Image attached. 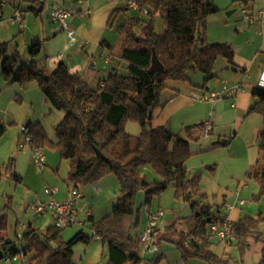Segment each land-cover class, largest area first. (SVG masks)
Wrapping results in <instances>:
<instances>
[{
	"label": "trees",
	"instance_id": "1",
	"mask_svg": "<svg viewBox=\"0 0 264 264\" xmlns=\"http://www.w3.org/2000/svg\"><path fill=\"white\" fill-rule=\"evenodd\" d=\"M34 6H42L43 0H20ZM140 11L146 19L127 18L116 27L120 48L105 44L110 59L120 62L102 79V85L92 89L83 77L71 72L66 64L59 62L50 73H45L39 54L42 43L36 41L24 62L15 46L9 50L8 43H0V76L5 80L25 85L34 80L50 106L64 114L56 125L55 140L49 139L45 129L38 123L24 125L31 137V147L40 150L52 147L58 151L59 159L69 164L68 181L74 190L93 184L108 174L118 179V196L111 211L105 217L95 220L86 216L83 225L88 226L92 236L77 232L69 240L61 236L62 229L51 225L44 232L27 226L21 238L28 245L21 250V264H74L71 261L73 247L79 242L88 243L96 236L107 247L108 264H139L138 249L140 235L131 230L138 224L139 208L135 205L138 192H143V202L149 206L154 197H160L169 185L174 196L182 199L190 208V214L177 218L167 231L179 232L177 245L183 250V243L192 248L191 255L200 257L208 264H229L230 258L223 259L211 250L210 224L221 222L223 216H216L211 208L204 206V193L199 194L201 174L189 175L186 161L191 156L189 141L176 137L166 127H149V113L159 103L163 90L170 82L188 81L187 73L199 71L209 81L217 74L213 65L222 57L228 66L235 69L234 50L227 43L206 41L208 18L220 10L206 0H137ZM247 7V0H238ZM128 8L123 5L114 9L109 19L113 24L117 16ZM159 16L162 30H155L154 17ZM116 50H119L116 52ZM155 52L163 71L149 74L152 52ZM228 69V67H227ZM173 97L179 91L171 88ZM252 103L247 114L262 115L264 122V89L253 86L250 90ZM135 120L140 133L131 136L125 131V122ZM204 123L188 127V138L196 140L195 130L203 134ZM5 127L0 123V137ZM22 135V133H21ZM98 150L103 156L101 160ZM259 151L264 163V126L259 133ZM149 167L156 178L148 179L141 171ZM8 170V167H5ZM0 177L2 174L0 172ZM257 183L258 194L264 196V166L261 171L247 173ZM15 181L21 178L13 173ZM264 215L244 216L233 222L234 238L225 244L241 250L250 247V242H262L258 264H264V241L261 240L260 224ZM7 229L6 217L0 214V251L3 257L20 253L14 242L4 234ZM223 242L222 240H218ZM10 245L13 249L8 252ZM29 255L28 259L24 256ZM3 259V258H2Z\"/></svg>",
	"mask_w": 264,
	"mask_h": 264
},
{
	"label": "rangeland",
	"instance_id": "2",
	"mask_svg": "<svg viewBox=\"0 0 264 264\" xmlns=\"http://www.w3.org/2000/svg\"><path fill=\"white\" fill-rule=\"evenodd\" d=\"M0 2L8 3L6 9L0 10L2 14L0 16V43H8L10 51L15 46L22 60L27 62L29 60L27 52L31 45L36 41L43 40L40 30L41 22L45 26L54 23L50 17V10L57 1L43 0L44 8L40 5L35 10L29 9L31 7L34 8L33 5L20 0H0ZM14 4L15 9L22 16L24 30H21L20 27L22 26L12 17ZM121 4H123V0H121ZM227 13L228 11L218 12L209 16L207 29L208 26H211L209 25L211 23L210 20L216 17L222 18V27L224 29L223 32L219 31V34H222L223 37L214 34V37L220 39V41L215 42L207 39L206 29V41L231 45L235 52V60H237L239 65H243L252 61L256 55L257 47L249 42L253 41V43L258 44L259 40L258 38L257 41L253 39L256 36L253 33H247L252 30L251 26L249 23L242 21L239 10L236 9V12L231 15H227ZM132 17L146 19V15L143 12L127 9L118 15V20H115L114 25H120L125 19ZM154 21L155 30L157 32L161 31L162 22L158 15L154 17ZM58 26L60 25L58 24ZM33 37H38L39 40L33 42ZM118 45V48H120L121 44L119 43ZM118 51L116 50V52ZM44 57L42 49L39 54L42 63L46 62ZM259 59H261L260 56ZM48 61L51 62L52 60L49 59ZM44 63L42 67L45 73L52 72L56 67L49 68V65L44 66ZM227 67L230 68L226 60L219 57L213 65V73L217 74V77L206 81L204 80V75L199 71H190L187 73L188 81L182 83L170 82V87L162 91L159 103L152 111L149 127L164 126L176 137L189 141L191 156L186 161L187 171L189 175H194L197 172L201 174L202 185L200 183L199 194L203 193L202 186H205L203 185V177L208 176L206 179L213 181L214 184L210 181L206 184L205 187L209 192L208 194L205 193L206 199L202 200V204L210 207L213 214L219 216L224 213L223 204L229 203L235 204L241 209L239 218L256 216L260 213L264 215V196L253 199V196L258 194L259 187L252 177H247V173L250 172L252 175L261 171L264 166L259 151V133L264 126L262 115L257 113L243 115L242 123L237 129L236 124H231L232 122L229 121V118L233 117V114L229 112L230 104L234 103L233 99L221 98L220 102L223 104L222 107L220 106L221 104L218 107L221 111V120H219V124H215L214 131H218L221 135H226V138H220V145L224 139L229 143L218 146L216 150H212L210 146L219 139V136L216 135L217 132L215 134L210 133V135L208 133L205 136L199 130H195L196 140L188 138L187 128L201 124L202 120L197 123L192 120L187 121L188 118L184 119L183 113L174 115L172 120H170L172 109L167 106L175 97L181 94L185 96H188L190 92L199 94L195 95L193 99L195 103H200L201 101L199 100L209 97L212 92L219 94L223 87L228 88L233 93L234 91L243 92L242 89H244V92H250L253 81H245L242 88H238L241 86L239 81L242 74L233 73ZM108 72V66L103 65L97 69V72H89L85 77V81L92 89H95ZM257 72L255 64L251 73H249L253 75L251 80L255 81V78L258 77ZM10 81H5L0 76V122L5 127V132L0 137V172L2 174V177H0V214H3L7 221L5 238L14 242L15 248L21 252L28 245L26 240L20 239L26 226L30 225L32 229L44 232L47 227L53 223L55 224L56 215L52 210L47 209L45 214L36 215L33 207L40 202H48L51 199V196L45 194V188L58 189L60 186L67 187L69 183V164L67 161L59 159L56 149L44 147L40 149V152L45 157V164L36 166L31 155L33 148L19 147V143L24 140L21 135V128L28 122H39L45 129L49 139L55 140L54 129L63 119L64 114L62 111L55 110L50 106L34 80L27 82L25 85L16 82L10 83ZM256 82H258V79ZM222 83L224 85H221ZM204 87H208L210 92H205L203 90ZM171 88L177 89L179 91L178 95L176 94L173 97ZM225 102L226 104H224ZM209 106L210 110L213 109L215 111V105L209 104ZM167 121H169V124H167ZM183 121L185 123L189 122V125H185ZM125 131L131 136H137L140 133V126L135 120L128 119L125 122ZM249 160L250 163L248 162ZM209 163H216L217 170L215 172L207 168ZM5 167H8V170H5ZM13 173L21 177L22 181H15ZM141 173L148 179L156 178L149 167H145ZM212 174H214L213 177L215 179L211 177ZM94 184L100 190L97 187H93ZM118 188V179L113 174H108L95 183L87 184L81 188L79 192L84 195V198L76 200L74 205L78 213V219L84 220L86 213L89 211H91L95 220L108 215L116 202ZM53 199L56 202L63 201L59 200L55 195ZM238 201H243L244 204L237 205ZM135 205L139 208L138 224L131 230V234L140 235V238L147 228V218L149 219L150 216L162 212L156 225L158 229L156 230V227L154 229L156 233L154 234L153 231L149 240L141 241L138 249V254L141 258L139 264H208L200 257L191 255L192 248L188 245V242L182 244L185 250L177 245V239L181 237L179 232L167 231V228L177 218L187 216L190 211L182 199L175 198L172 185H169L160 197H154L149 206L144 205L143 192H138L135 198ZM149 213L152 214L148 216ZM260 230L262 233L261 240L264 241V222L260 224ZM79 231H83L87 236H92V231L85 225H72L63 228L61 236L64 240H69ZM209 240L212 243V252L217 256H223V259L227 260V258H230L229 264H258L262 247V242L260 241L254 242L251 240L250 247L241 250L240 247L236 246L237 242L235 241L230 245L225 244V241L219 242L214 236L209 237ZM153 246L157 247L158 250L151 252L150 249ZM17 255L19 256L18 261L12 264H21L20 253ZM24 258L28 259L29 255L24 256ZM71 261L74 264H108L106 244L96 236L91 238L88 243L79 242L73 247ZM0 264H3L2 259H0Z\"/></svg>",
	"mask_w": 264,
	"mask_h": 264
},
{
	"label": "crops",
	"instance_id": "3",
	"mask_svg": "<svg viewBox=\"0 0 264 264\" xmlns=\"http://www.w3.org/2000/svg\"><path fill=\"white\" fill-rule=\"evenodd\" d=\"M56 1L57 3L51 8L50 13L54 8L57 7H65L70 9L72 15L68 21V24H69V31L73 33V38L72 39L69 38L67 31L63 30L61 26H58V24H56L55 22L52 25H47V26L43 25V22H41L40 30L42 32L43 40L40 41L38 37H33L32 40L33 42L35 40H39V42L42 43L43 55L45 56L44 60L46 59V62L45 63L43 62L44 66L49 65V68H53L54 66H56L57 63L63 62L64 64L67 65V67L70 69L71 72L80 74L84 80L89 72L91 73H94V71L97 72V69L99 67L101 68L103 65L108 66L109 71H113L114 69H116L120 64V62L117 59H110L105 44H109L112 46L116 45L117 48L119 46L118 44L120 42H119V36L116 31V27L120 26L121 24L115 26L114 25L115 21L113 22V24H109V19L114 9L124 4V0H123V4H121V0H56ZM206 1L212 2L220 10V12L231 11L229 15L235 13L236 9L240 11L242 8H246L249 12L253 14H256L258 11L264 9V0H247L248 2L247 7L240 6L239 3L237 2L238 0H206ZM253 3L256 4L254 5ZM7 4L8 3L0 2V10L6 9ZM42 8H44V3L42 4ZM16 12L17 9H15V4H14V10L12 12L13 18ZM1 15L2 14L0 13V16ZM116 19L118 20V16ZM210 21L211 23L209 25L211 26H208L207 29V39H209L211 42L220 41L219 38L214 37V34H216L219 37H223L222 34H219L220 33L219 31L223 32L224 29V27H222V22H223L222 18L216 17V18H212V20ZM249 25L251 26L252 30H249L247 33L248 34L253 33L254 36L256 35L255 38L253 39L257 41L258 38L259 40L258 44L255 42L253 43V41L249 42L250 44H253L254 46L257 47L256 55L254 56L252 61L246 62L243 65H239L234 57V64L236 70H233L231 68L228 69L233 73L242 74V77L240 78L239 81L240 84L244 85L245 81L247 82L253 81L251 85L253 87L256 86L257 83L259 82L260 74L264 66V19L263 20L256 19L254 23L251 24L249 23ZM20 28L21 30H24L25 27L22 26ZM259 56L261 59H259ZM49 59H51L52 61L49 62L48 61ZM43 63L41 59V66H43L42 65ZM255 64L258 71L257 72L258 77H256L254 81L251 80L253 75L249 73H251V70L255 66ZM257 79L258 82H256ZM99 85H102V80L100 81ZM221 85H224V83H222ZM203 90H205V92L207 91L210 92L208 87H204ZM242 90L243 92L234 91V93L233 91L231 92L229 91L230 93L228 95L222 97V99H226V98L233 99L234 103L230 104V109H229L230 110L229 112L233 114V117L229 118V121L232 122L231 124L234 125L236 124L237 129H239L242 123L241 121L242 116L247 114V109L252 103L250 92H244V89ZM195 95H199V94L190 92L188 96L181 94L175 97V99H173L167 106V107H171L172 109V115L170 116V120H172V117L174 115L176 116L178 113L180 114L183 113L184 114L183 118L184 119L188 118L187 121L192 120L195 123H197L198 121L202 120L201 123H203L206 120L204 124H209L211 127L209 135L210 133L215 134L217 132L216 135L219 136V139L216 142L212 143V145L210 146L212 150H216L218 146H221L219 143V141L221 140L220 138L221 137L226 138V135L224 134L221 135L218 131H214L215 124H219V120H221V116H220L221 111L219 110L218 107L220 104H221L220 106L222 107L223 103L220 102L221 99H217L213 103L206 100H199L202 103L201 102L195 103V100L193 99ZM209 104L215 105V111L213 109L210 110ZM224 104H226V102ZM0 123L2 124V122ZM167 124H169V121H167ZM184 124L189 125V122L188 123L184 122ZM224 140H225V145H227L229 142L226 139ZM248 162L250 163V160ZM207 168L215 172L217 170L216 163H209V165H207ZM213 176L214 174H212L211 177L215 179V177ZM207 177L205 178L203 177L202 179L204 182L203 185L205 186L207 183H209L208 181H210L206 179ZM210 182L213 183L212 180ZM205 186H202V191L204 194L205 193L208 194L209 191ZM93 187H97V189L100 190L99 187L96 186V184H94ZM71 189L72 187L70 183H68L66 188L61 186L58 187L57 193H55L54 195L55 197H58L59 200H64L67 198L68 193L70 192ZM54 195H52L51 197L54 198ZM83 198L84 195L81 193L80 199ZM237 203H238L237 205L244 204L243 201H238ZM85 206L87 205L85 204ZM186 206L190 210L187 204ZM223 206H224V213H222L220 216H223L225 219H228L231 222H235L236 220L239 219L241 214L240 208L235 206V204H229V203H225L223 204ZM89 214L92 215L91 211L87 212L86 216H88ZM151 214L149 213L148 216H150ZM189 214L190 211L188 212V215ZM157 229L158 226L156 227V230ZM156 230L154 231V234L156 233Z\"/></svg>",
	"mask_w": 264,
	"mask_h": 264
},
{
	"label": "built area",
	"instance_id": "4",
	"mask_svg": "<svg viewBox=\"0 0 264 264\" xmlns=\"http://www.w3.org/2000/svg\"><path fill=\"white\" fill-rule=\"evenodd\" d=\"M124 5L128 9L138 10L140 11V7L137 0H124ZM141 12V11H140ZM145 14V11H142ZM72 13L70 9L65 7H57L54 8L51 13L50 17L51 20L55 23H58L61 28L65 31H67V34L69 38H73V33L69 31V24L68 21L71 17ZM240 15L242 18V21L244 23H254L256 19H264V9L258 11L256 14H253L249 12L246 8H242L240 10ZM14 19L22 26V18L19 12L15 13ZM258 87L264 89V66L260 74V79L258 82ZM243 84L239 86L238 88H242ZM224 93V94H223ZM229 89L226 87H223L222 91L219 94L212 93L209 97L202 98L201 100H206L209 102H215L217 99H221L225 95H228ZM211 130V127L209 124H205L203 128V134L206 136L208 135L209 131ZM22 136L24 137L23 142L19 143L20 148L29 147L32 148V141L31 137L27 135L26 130L24 127L21 128ZM33 162L36 166H42L45 164V157L38 149H33L31 151ZM45 194L48 196H52L55 193H57V189H47L44 190ZM81 198V193L78 190L71 189L68 193V196L66 199H64L61 202H56L52 197L48 202H40L36 205H34L33 209L36 215H42L45 214L47 209L52 210L56 215V222L55 226L58 229L67 228L72 225H83L84 220L78 219V213L76 208L74 207L76 200ZM162 215V212H159L157 215L150 216L148 219V225L146 230L144 231V234L140 238L142 242L145 240H149L151 237V234L153 233L157 221L159 217ZM210 234L214 237H216L218 240L222 241H230L234 238V226L233 222L229 221L228 219H223L221 222H214L210 224L209 226ZM157 247H152L150 249L151 252L157 251ZM19 254V253H18ZM21 259L23 258V254L20 252ZM18 255H6L3 257L2 261L3 264H11L15 261H18Z\"/></svg>",
	"mask_w": 264,
	"mask_h": 264
},
{
	"label": "water",
	"instance_id": "5",
	"mask_svg": "<svg viewBox=\"0 0 264 264\" xmlns=\"http://www.w3.org/2000/svg\"><path fill=\"white\" fill-rule=\"evenodd\" d=\"M230 13H231V11L228 12L227 15H229ZM162 71H163V66L160 63V61L158 60L157 55L153 51L152 52V57H151V66H150V68L148 70V73L149 74H154V73H158V72H162ZM12 82L13 81L11 80L10 83H12ZM150 116H151V112L149 113L148 119H150ZM221 145H225V140L221 141ZM96 154L101 160H104V156L98 150H96ZM12 249H13V246L10 245V247L8 249V252H10ZM2 258H3V254L0 251V259H2Z\"/></svg>",
	"mask_w": 264,
	"mask_h": 264
}]
</instances>
